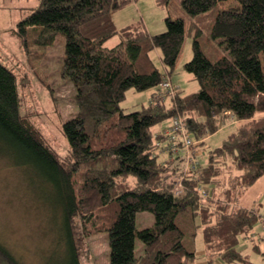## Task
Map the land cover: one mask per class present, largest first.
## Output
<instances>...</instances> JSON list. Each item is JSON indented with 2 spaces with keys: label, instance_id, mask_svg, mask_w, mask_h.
Returning <instances> with one entry per match:
<instances>
[{
  "label": "trees",
  "instance_id": "obj_1",
  "mask_svg": "<svg viewBox=\"0 0 264 264\" xmlns=\"http://www.w3.org/2000/svg\"><path fill=\"white\" fill-rule=\"evenodd\" d=\"M130 1L39 0L17 23L27 52L52 45L58 33L64 35L60 73L74 86L77 112L61 125L68 141L67 155L61 157L21 112L15 74L0 62L3 152L38 173L56 194L65 264H81L80 233L84 235L97 210L108 206L112 211L100 227L107 233V264H196L197 253L185 246L184 231L176 221L182 212L191 221L199 218L204 264H251L248 254L236 246L261 215L239 206L237 199L264 175V71L259 57L264 56V0H232L219 8L210 37L227 55L213 60L197 39V24L191 23L193 54L184 68L199 86L193 92L178 90L166 101L156 97L164 73L153 63L151 52L160 51L170 73L183 42L184 22L166 16V29L155 34L141 20L118 28L113 14ZM228 1L180 3L195 16ZM115 34L123 45L104 48ZM152 87L148 104L130 112L120 107L129 88ZM227 113L242 121L207 151L197 169L179 166L181 156L158 158L156 141L164 138L153 135L156 123L179 114L196 140L214 133L219 117ZM177 180L179 193L173 190ZM200 187H207L206 196H200ZM140 211L151 213L150 226L136 227ZM250 238L252 250L264 256L263 235ZM137 242L141 250L136 255ZM0 264L21 262L0 243Z\"/></svg>",
  "mask_w": 264,
  "mask_h": 264
},
{
  "label": "rangeland",
  "instance_id": "obj_2",
  "mask_svg": "<svg viewBox=\"0 0 264 264\" xmlns=\"http://www.w3.org/2000/svg\"><path fill=\"white\" fill-rule=\"evenodd\" d=\"M38 2L39 0H0V62L15 74L21 112L35 128L41 131L47 143L61 157H65L68 141L61 131V125L76 114L77 106L72 82L60 73L64 35L58 33L52 45L43 49L30 47V51L27 52L17 27V23L32 10L31 8L36 7ZM231 2L232 0L222 5L218 3L206 12L190 16L182 8L180 0H168L164 4L158 3L157 0H132L133 4L140 7L141 10L138 8V11H143L147 23L145 25L151 34L160 33L166 29L164 21L166 16L183 20L185 34L175 66L170 73H167L166 67L161 62L160 51L154 49L151 52L153 63L179 90L190 92L199 86L198 81L192 79V74L184 68V64L193 54L192 39L195 36V28L190 27L191 23L197 24L199 29L197 39L208 57L213 60L217 56L227 55L218 41L211 39L210 30L219 8ZM125 8L127 6L123 9ZM117 44L123 45V42L120 35L115 34L104 42L103 47L111 48ZM259 57L264 71V56L260 54ZM154 89L152 87L135 91L129 88L120 102V107L130 112L148 104ZM170 122L171 118H168L156 123L152 128L153 135L158 134V130L160 133ZM236 127L237 124L228 123L208 136L207 140H204L202 150L207 151L219 146L227 134L235 131ZM165 146L166 140H160L158 148L160 160L167 158L159 152V149ZM3 151L4 148L0 145V243L21 264H65L67 252L65 244L61 243L60 239L63 238L61 237L63 232L60 229L61 214L57 207L56 194L38 173L26 165H18L9 154ZM201 159L204 162L205 159ZM181 164L178 161V165L181 166ZM243 197L244 201H250V203H253L252 200L256 203L259 201L261 212L258 214L264 215V179L259 183L257 181ZM111 211L110 206L97 210L86 223L83 229L84 235L80 233L78 247L81 264L108 263L107 233L100 230V227ZM186 213H180L176 219L184 231L183 242L187 248L193 247L197 253L196 264H204L202 232L197 226L199 218L196 216L191 221L185 215ZM135 222L137 228H144L153 223V216L147 211H140L136 213ZM261 225L259 218L253 231L240 237L236 246L248 254L251 264H264V256L255 253L250 247V237L254 235L258 239L260 235L264 237ZM140 250L141 244L137 242L135 254L137 255Z\"/></svg>",
  "mask_w": 264,
  "mask_h": 264
},
{
  "label": "built area",
  "instance_id": "obj_3",
  "mask_svg": "<svg viewBox=\"0 0 264 264\" xmlns=\"http://www.w3.org/2000/svg\"><path fill=\"white\" fill-rule=\"evenodd\" d=\"M179 89L170 80V78L164 73L161 81L158 84V90L156 97L161 100H167L174 97L175 93ZM166 140V146L163 148V152L170 155L181 156L184 162V166L188 170L197 169L199 162L196 156L197 142L194 140L187 131L185 122L179 114H175L171 117V122L164 128L161 133ZM181 183L177 180V184L173 189L175 193L180 192ZM207 188V187H206ZM206 188L200 187L199 193L201 197L206 196ZM261 219V230L264 234V216Z\"/></svg>",
  "mask_w": 264,
  "mask_h": 264
},
{
  "label": "crops",
  "instance_id": "obj_4",
  "mask_svg": "<svg viewBox=\"0 0 264 264\" xmlns=\"http://www.w3.org/2000/svg\"><path fill=\"white\" fill-rule=\"evenodd\" d=\"M127 8H125V9H123V8H121L120 10H118V11H116L114 14H113V19H114V23H115V25L118 27V28H121V27H123V26H125V25H127V24H129V23H132V22H134V21H136V20H141L143 23H144V25L146 24L147 25V23H146V21H145V15H144V13H143V11H138V8H139V10H141L140 9V7L138 6H136V4L134 3H132V1H130L127 5ZM125 6V7H126ZM123 9V10H122ZM141 12V13H140ZM139 17V18H138ZM146 25H145V27H146ZM146 29H147V27H146ZM147 31H148V29H147ZM149 32V31H148ZM150 33V32H149ZM198 89V88H197ZM196 89V90H197ZM196 90H194V91H196ZM184 92H186V91H184ZM190 92H193V91H190ZM152 93V92H151ZM151 98V97H150ZM166 101V100H165ZM149 103V102H148ZM242 120H239V119H237L232 113H227L224 117H222V116H220L219 117V121L218 122H220L219 123V127H218V129L215 131V132H217L218 130H220L221 128H223V127H225L226 126V124H228V123H234V124H237V126L240 124V122H241ZM170 124V123H169ZM153 128V127H152ZM163 130H164V128L161 130V132L159 133V130L157 131L158 132V134H161L162 132H163ZM214 132V133H215ZM153 133V132H152ZM214 133H212V134H214ZM231 133V132H230ZM229 133V134H230ZM212 134H208V135H206V136H204V137H202V138H199V139H196V142H197V146H196V158H197V160H198V162H199V165L200 164H202L203 163V161H202V159L201 158H204V159H206V156H207V151H205V150H202V146L205 144V141L204 140H207V137L208 136H210V135H212ZM229 134H227V135H229ZM157 135V134H156ZM227 137V136H226ZM225 139V138H224ZM223 139V140H224ZM222 140V141H223ZM204 142L203 144H200V142ZM159 142H160V140H157L156 141V143H157V154H158V148H159ZM163 148L164 147H161L160 149H159V152L161 153V155H166L167 156V158L166 159H164V160H171L172 158H174V157H177V155H170V154H168V153H166V152H163ZM205 161V160H204ZM182 166H184V162H182V164H181ZM199 165H198V167H199ZM185 167V166H184ZM263 179H264V175L262 176V177H260L257 181H258V183H259V181H263ZM257 181L255 182V183H257ZM254 183V184H255ZM253 184V185H254ZM253 185H251L250 187H248L239 197H238V199H237V203H238V205L239 206H243V207H247V208H250V209H255L258 213L259 212H261V209L259 208V204H260V202L258 201L257 203L256 202H254L253 200H252V202L253 203H250V201H244V194L248 191V189H251L252 187H253ZM256 203V204H255ZM251 204H253V205H251ZM255 204V205H254ZM260 209V210H259ZM264 213V212H263ZM261 216L263 215V214H260Z\"/></svg>",
  "mask_w": 264,
  "mask_h": 264
}]
</instances>
